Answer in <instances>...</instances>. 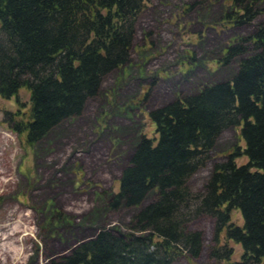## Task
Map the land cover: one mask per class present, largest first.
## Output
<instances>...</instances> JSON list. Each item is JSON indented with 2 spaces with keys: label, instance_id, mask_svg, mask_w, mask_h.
<instances>
[{
  "label": "trees",
  "instance_id": "trees-1",
  "mask_svg": "<svg viewBox=\"0 0 264 264\" xmlns=\"http://www.w3.org/2000/svg\"><path fill=\"white\" fill-rule=\"evenodd\" d=\"M148 1L0 0V110L4 100H18L22 88L30 91L26 120L23 112L5 111L26 145L81 115L104 77L130 62L136 22ZM263 14L264 0H231L220 22L243 26ZM235 58L232 78L149 113L155 133L139 137L109 203L140 208L130 232L102 229L54 264H172L185 251L196 258L202 235L186 223L199 214L216 219V260L264 264V22L228 44L218 63ZM230 126L240 142L215 164L204 192L194 194L188 180ZM150 194L156 199L142 207ZM236 209L242 225L233 221ZM232 241L242 247L240 259Z\"/></svg>",
  "mask_w": 264,
  "mask_h": 264
},
{
  "label": "rangeland",
  "instance_id": "rangeland-1",
  "mask_svg": "<svg viewBox=\"0 0 264 264\" xmlns=\"http://www.w3.org/2000/svg\"><path fill=\"white\" fill-rule=\"evenodd\" d=\"M230 2L149 0L136 22L130 62L104 77L81 115L63 121L33 147L5 121L7 110L27 119L30 91L22 88L18 100L1 103L0 264H54L102 229L130 232L140 208L112 209L109 203L139 137L155 133L149 113L207 83L232 78L237 58L229 65L218 58L235 38L253 34L264 22L263 14L248 25H222ZM238 142L236 127L222 132L206 165L188 180L194 194L204 192L215 164L226 161ZM155 199L148 195L142 207ZM232 217L243 224L238 209ZM186 224L202 235L200 255L185 251L172 264H226L211 254L218 246L216 219L199 214ZM230 245L239 258L241 245Z\"/></svg>",
  "mask_w": 264,
  "mask_h": 264
}]
</instances>
